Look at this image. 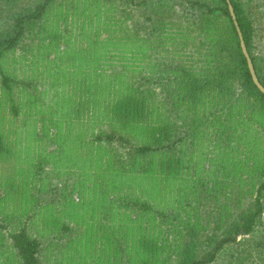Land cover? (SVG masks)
<instances>
[{
	"label": "trees",
	"instance_id": "1",
	"mask_svg": "<svg viewBox=\"0 0 264 264\" xmlns=\"http://www.w3.org/2000/svg\"><path fill=\"white\" fill-rule=\"evenodd\" d=\"M55 1L0 0V85L11 99L15 115L17 97L38 107L43 95L49 96L50 88L30 75H16L3 66L1 58L36 39L41 43L49 35L46 16ZM65 1L64 12L72 23L99 22L105 32L99 41L102 48L94 50L88 66L97 68L107 63L112 55L102 60L101 54L112 52L114 47V55H128L130 63L121 64L131 66L126 74L107 75L116 85H112L115 114L140 127L145 126L144 120L157 127V135L143 133L148 140L142 142L115 130L94 135L97 142H116L125 148L124 159L116 160L119 165L110 166V156L104 152L110 183L120 189V185L144 184L145 178L155 187L158 176L175 182L182 169L192 166L202 130L210 136V142L225 149L221 158L225 157L227 164H216L209 175L211 181L205 175L194 178L190 191L193 199L185 201L182 210L175 206V210H167L146 196L127 192L117 195V204L137 213L131 221L117 219L115 223L118 234L128 233L129 228L131 231L123 240L115 237V241H124L122 248L117 241L123 264H264V136L246 140L251 136L247 122L258 124L264 135V93L251 78L226 0ZM62 3L59 1L58 7ZM231 3L256 74L264 85V0ZM53 29L54 36L61 33L58 26L53 25ZM66 50L46 60L54 74L61 69L57 58L65 53L71 56L69 65L74 66L77 52ZM222 51L228 53L229 63L237 69L238 94L231 93L224 70H219ZM146 57L154 61L144 65ZM96 74L104 75L101 71ZM52 87L55 101L61 100L63 87L56 81H52ZM243 91L254 96L260 107L241 102L239 94ZM241 152L247 154L237 157ZM8 154L9 146L0 134V157ZM145 190L148 193V188ZM2 197L0 188V201ZM35 197L39 205L48 206L58 196L45 202H41L42 196ZM114 199L105 198L104 202L113 204ZM83 218L87 220L88 215ZM86 220L89 226L98 222ZM100 229L102 226L96 230ZM9 237L20 264H43L44 247L51 237L34 236L26 223L9 231ZM164 249L171 251L173 259L163 254Z\"/></svg>",
	"mask_w": 264,
	"mask_h": 264
},
{
	"label": "rangeland",
	"instance_id": "2",
	"mask_svg": "<svg viewBox=\"0 0 264 264\" xmlns=\"http://www.w3.org/2000/svg\"><path fill=\"white\" fill-rule=\"evenodd\" d=\"M59 1L63 2L61 7H58ZM73 6L71 3V12ZM66 8L65 0H57L51 5L46 16L51 31L46 38L41 39V43L36 39L1 58L3 66L12 69L16 75H30L45 81L43 86L50 90L49 96L43 95V102H40L38 107L17 97L18 114L15 115L11 109V99L0 85V134L10 150V154L0 157V188L3 191L0 223L6 222L3 217L6 212L4 209H10L11 211L6 213L7 217L9 215L6 229H14L26 223L34 236L51 237L47 243L53 245L51 248L56 247L54 242L63 243V240L71 238L72 232L79 228L78 234L72 235H82L84 238L83 264H123V253L117 248L118 240L115 241V237L123 240L126 238L125 234L130 235L131 231L129 228L128 233L118 234L115 232V223L117 219L130 220L137 213L131 207L117 204V195L127 192L146 196L167 210H182L184 202L193 199L194 193L190 191L194 189V178L205 175L211 181L209 175L213 174L216 164L219 161L227 164L225 157L221 158L225 149L210 142V136L202 130L203 133L197 140V150H194L195 160L191 162L192 166L182 169L177 180H173L175 182L168 183L165 178L158 176L155 187L145 178L142 180L144 184L131 183L125 187L120 185V189L110 183V174L107 173L109 167L103 162L105 154L110 156V166L119 165L116 160L124 159L125 148L116 142H97L94 135L101 130H115L134 141L142 142L148 140L142 134L150 136L154 132L156 136L157 127L150 120H144L145 126L140 127L115 114L112 108V85H116L112 78L107 79V75L111 72L126 74L131 66L121 64L130 63L128 55H114V47L108 55L101 54L102 60L112 55V59L107 63L97 68L88 66L87 61L93 56L94 50L102 48L99 41L105 32L101 30L99 22L78 26L72 23L71 17L64 12ZM53 25L58 26L61 32L57 33L59 35H53ZM40 32L46 33L44 30ZM37 43H40V47ZM66 48L72 53L77 52V58L73 60L74 66L69 65L72 63L71 56L65 53L57 58L61 69L57 68L58 73L54 74V68L46 60ZM83 51L85 53H82ZM225 52L221 53L219 70H224V80L231 93L238 94L241 92L238 86V72L235 66L229 63V55ZM84 55L86 57L81 62ZM149 59L146 57L143 64L154 61V58ZM82 65L88 67L81 69ZM100 71L104 75L96 74ZM52 81L58 82L64 89L61 100L59 98L55 101ZM115 93L117 94L116 91ZM50 96L53 101L49 100ZM239 97L246 105L260 107L259 101L245 91L239 94ZM194 111L199 114L201 109L195 108ZM247 127L251 130V136L248 135L246 140L250 137L260 140L264 136L258 124L247 122ZM246 154L241 152L236 156L243 158ZM113 172L114 170L111 176ZM145 188H148V193ZM36 195L42 196L41 202L58 196L53 205H41L45 207L43 211L48 216L47 220L40 219L41 210L36 211L40 204ZM112 197L117 198L113 200V204L104 202L105 198ZM172 206H175V209ZM87 215L86 220L83 217ZM97 219L98 222L94 226L85 222L86 220L93 223ZM101 222L103 230H96L101 228ZM110 224L113 225L111 228ZM122 242L124 241L120 242L121 248L124 245ZM64 246L67 247L66 243ZM163 254L173 259L171 251L164 249Z\"/></svg>",
	"mask_w": 264,
	"mask_h": 264
},
{
	"label": "crops",
	"instance_id": "3",
	"mask_svg": "<svg viewBox=\"0 0 264 264\" xmlns=\"http://www.w3.org/2000/svg\"><path fill=\"white\" fill-rule=\"evenodd\" d=\"M47 207V206H45ZM45 207H41V205L37 206L36 211L41 210L40 212V219H46L48 216L45 214L43 209ZM2 207H0L1 209ZM6 212L3 214V217L5 218V221H9V215L7 217V211H11L10 209H4ZM33 219V218H32ZM29 220V219H28ZM34 220V219H33ZM6 222L4 224L0 223V264H20V257L16 253L14 247L11 244V240L9 237V231L12 229H6ZM14 226V225H12ZM78 229L76 228L72 234H78ZM71 234V238H68L67 240H63V243L67 245L64 246L62 241L54 242L55 246L54 248H51L48 245L44 247L43 251V264H83L84 263V244H82L83 237L82 235L79 237H74ZM39 237V236H37ZM77 238V240H76ZM48 243V242H47ZM85 243V242H84ZM75 244V245H74ZM115 245V244H114ZM71 248L70 251L67 248ZM48 248L50 250H48Z\"/></svg>",
	"mask_w": 264,
	"mask_h": 264
},
{
	"label": "water",
	"instance_id": "4",
	"mask_svg": "<svg viewBox=\"0 0 264 264\" xmlns=\"http://www.w3.org/2000/svg\"><path fill=\"white\" fill-rule=\"evenodd\" d=\"M226 2H227L228 10H229L230 15H231L232 20H233V23L235 25L238 37H239V43H240L242 53L244 54L246 61H247V66H248V69L250 71L251 78H252L254 84L257 86V88L264 93V85L260 82V80L256 74L252 59L250 57V54L248 52L247 46L245 44V41H244V38L242 35V31H241L239 24H238V21L236 19L234 8H233V5L231 3V0H226Z\"/></svg>",
	"mask_w": 264,
	"mask_h": 264
}]
</instances>
